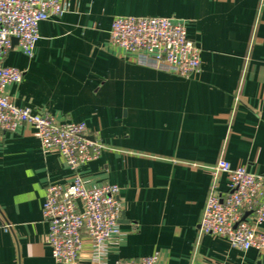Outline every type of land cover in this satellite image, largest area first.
I'll use <instances>...</instances> for the list:
<instances>
[{
    "label": "crops",
    "instance_id": "1",
    "mask_svg": "<svg viewBox=\"0 0 264 264\" xmlns=\"http://www.w3.org/2000/svg\"><path fill=\"white\" fill-rule=\"evenodd\" d=\"M63 1V14L40 23L34 57L18 43L4 57L23 71L6 92L59 122H85L106 148L73 170L42 149L33 126L0 129V264H65L46 243L42 207L48 184L77 172L88 186L118 184L124 207L104 258L86 240L75 264L155 252L160 264H264V252L200 231L208 195L227 190L228 176L214 173L220 160L264 173V0ZM118 16L184 21L200 71L131 61L110 43Z\"/></svg>",
    "mask_w": 264,
    "mask_h": 264
},
{
    "label": "built area",
    "instance_id": "2",
    "mask_svg": "<svg viewBox=\"0 0 264 264\" xmlns=\"http://www.w3.org/2000/svg\"><path fill=\"white\" fill-rule=\"evenodd\" d=\"M67 9L63 0H0V129L14 131L22 124L35 128L43 150H58L73 170L98 159L106 146L91 139L85 122H59L50 113L18 106L6 92L19 82L23 71L4 66L2 61L18 46L34 57L40 38V23L58 17ZM110 43L131 61L183 77L201 69V49L187 36L186 23L162 16H118L109 32ZM214 173L228 176L227 190L214 187L208 195L200 231L221 236L240 251L255 248L264 252V173L246 166L233 167L227 160L214 166ZM118 184L88 186L77 172L66 184L49 183L43 202V217L48 223L46 243L54 259L75 264L88 240L95 259H103L108 244L121 234L120 217L124 203ZM246 211L252 219L244 218ZM7 229V227H5ZM115 264H160L154 254L118 259Z\"/></svg>",
    "mask_w": 264,
    "mask_h": 264
},
{
    "label": "water",
    "instance_id": "3",
    "mask_svg": "<svg viewBox=\"0 0 264 264\" xmlns=\"http://www.w3.org/2000/svg\"><path fill=\"white\" fill-rule=\"evenodd\" d=\"M15 43H18L17 38H14V39H13V44H15ZM90 138L93 139V137H90Z\"/></svg>",
    "mask_w": 264,
    "mask_h": 264
}]
</instances>
